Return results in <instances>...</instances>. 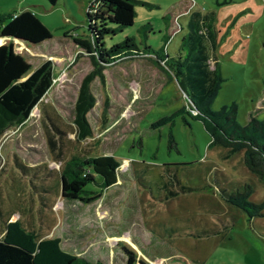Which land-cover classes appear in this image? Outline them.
Segmentation results:
<instances>
[{
	"label": "rangeland",
	"instance_id": "374dc122",
	"mask_svg": "<svg viewBox=\"0 0 264 264\" xmlns=\"http://www.w3.org/2000/svg\"><path fill=\"white\" fill-rule=\"evenodd\" d=\"M73 2L0 0L1 16L27 8L50 30L51 39L29 48L16 44V51L33 69L52 60L55 71L54 85L29 120L0 137V189L10 190L3 197L14 200L31 189L38 198L31 180H39L24 176L16 158L39 171H59L61 161L93 148L92 156L113 155L122 162L118 185L103 188L100 177L88 184L91 196H98L93 201H65L59 195L57 174L38 182L52 186L51 214L57 223L53 237H62L66 250L94 264H127L125 247L135 252L134 264H264V216L251 222L222 194L250 185L249 200L262 203L264 184L246 166L244 151L226 158L227 149L210 146L211 135L196 117L200 112L187 100L177 75L155 54L176 57L188 33L189 13L214 11L215 52L224 80L211 108L235 104L240 125L252 118L264 123V0H135L134 24L123 29L107 18L96 19L91 2L87 6L84 0ZM77 37L88 39L92 52L79 47ZM127 38H133L138 52L111 53L112 46ZM93 57L103 73L91 84L97 99L88 115L94 135L78 142L73 133L76 102ZM44 112L67 132L60 135L62 140ZM172 136L176 147L170 145ZM59 148L62 154L56 157ZM155 218L161 228L164 221L177 220L179 231L187 233L228 231L163 242L151 232ZM3 229L0 217V236Z\"/></svg>",
	"mask_w": 264,
	"mask_h": 264
},
{
	"label": "trees",
	"instance_id": "16d2710c",
	"mask_svg": "<svg viewBox=\"0 0 264 264\" xmlns=\"http://www.w3.org/2000/svg\"><path fill=\"white\" fill-rule=\"evenodd\" d=\"M56 4L57 0H49ZM135 0H92L96 7L95 18H107L117 29L134 24L136 10ZM92 6L91 9L93 8ZM216 13L194 10L189 13L188 33L183 37L182 49L176 57H169L168 53L159 54L167 65L177 75L189 100L200 112L196 116L205 124L211 135L210 146L227 149L226 158L244 151L245 163L248 169L258 176L264 184V123L252 118L247 125H240L236 119L235 104L223 106L219 110L211 108L224 78L216 57L218 32L215 26ZM0 38L6 42L0 45V137L7 129L24 124L29 120L32 111L37 107L54 85L55 71L52 60H46L38 68L33 69L27 58L16 51L15 40L28 46L38 45L51 39L50 30L39 17L30 10L3 17L0 15ZM76 44L92 52V43L88 39L74 38ZM1 42V41H0ZM168 42V41H167ZM115 55L126 54L129 51L138 52L139 49L133 38H127L110 49ZM150 52V51H145ZM132 53V52H131ZM158 64H160L157 61ZM93 68L83 78L76 102L75 131L76 141L81 142L92 138L94 131L88 119L89 113L96 105V97L91 91L92 82L103 73L93 57ZM192 115V114H191ZM59 139L67 132L55 122L53 115L44 112ZM194 116V115H192ZM195 117V116H194ZM56 118V117H55ZM49 145L55 153L56 142L54 134H50ZM170 145L176 147L173 136ZM60 148L56 153L59 157ZM93 148L82 149L67 160L61 161V170L48 169L39 171L37 166H28L16 158V165L25 176H36L40 180L59 176L60 197L65 201H82L89 203L98 196H91L87 189L91 182L99 183L103 188L118 185L122 162L113 155L92 156ZM38 181V182H39ZM33 182L31 185L38 192L41 204L53 197L52 186ZM250 189V190H249ZM184 189L183 192L189 191ZM251 186L246 185L244 191L228 193L223 191L225 199L233 206L247 214L249 220L264 216V202L254 203L249 200ZM42 193V194H40ZM175 194V193H172ZM171 194V195H172ZM167 199V197H164ZM162 198V199H164ZM41 214H39L40 216ZM41 224H43L40 219ZM228 227V226H227ZM227 228H210L201 233L195 232L196 237H206L213 234L226 233ZM126 248L129 254L127 264H134L135 252ZM0 264H94L86 258L66 251L62 240L58 237H47L29 230L22 221L6 222L5 230L0 236Z\"/></svg>",
	"mask_w": 264,
	"mask_h": 264
},
{
	"label": "crops",
	"instance_id": "0c3cea01",
	"mask_svg": "<svg viewBox=\"0 0 264 264\" xmlns=\"http://www.w3.org/2000/svg\"><path fill=\"white\" fill-rule=\"evenodd\" d=\"M70 1L72 4H74L73 0H67ZM85 1V6L89 5V3L92 0H84ZM76 7V6H75ZM24 10H28L27 8H22L19 13L21 11ZM31 11V10H30ZM33 12V11H32ZM37 15V14H36ZM0 45L4 44L6 42V39L4 38H0ZM16 44H22V45H26L23 42L19 41V40H15ZM28 48L30 46L26 45ZM27 165V164H26ZM25 176V175H24ZM120 182V179L118 181V183ZM32 184V183H31ZM8 187L12 190L13 189V184H8ZM29 188V187H28ZM9 189H0V217L2 218L3 222H4V229L5 230V224L6 222H12V221H16V220H20L23 222V224L31 231L34 232H38L42 235H45L47 237H53V231L56 227V220L53 218L54 216L51 214V211L54 207V197H51V199L46 200L45 204L43 205L41 204V202L39 201V199L37 200L34 193L32 192L31 189H28L26 191V195L25 196H20L19 194L15 196L14 200H6L3 197V192L7 193L9 192ZM17 190H15L16 192ZM24 192V190H21V193ZM36 192V191H35ZM37 196H38V192ZM42 194V193H40ZM176 195V194H174ZM171 196V195H170ZM169 197V196H168ZM167 197V199H169ZM164 198V197H162ZM166 198H164V200H167ZM163 200V199H161ZM174 213L172 216H174L176 214V212L174 210L171 211V213ZM39 214H41L39 216ZM40 219L42 220L43 224H41ZM177 220H166L163 223V227H159L160 223L159 219H154V227L151 229V232L153 235L157 234L158 239H160L161 241H165L168 238H176V236H184L185 239L192 235L193 231H190L189 233H187L186 231H179L180 226L176 224ZM158 225V227H157ZM2 228V227H1ZM199 231L198 233H201L203 230H197ZM196 231V232H197ZM1 233V235H2ZM126 235V234H125ZM58 237V236H57ZM196 237V236H194ZM62 240V237H58ZM200 238V237H198ZM176 240V239H174ZM63 246V243H62ZM64 248V246H63ZM65 249V248H64ZM66 250V249H65ZM68 251V250H66ZM70 253L76 254L74 252L68 251ZM78 255V254H76ZM80 256V255H79Z\"/></svg>",
	"mask_w": 264,
	"mask_h": 264
},
{
	"label": "built area",
	"instance_id": "2783aa9c",
	"mask_svg": "<svg viewBox=\"0 0 264 264\" xmlns=\"http://www.w3.org/2000/svg\"><path fill=\"white\" fill-rule=\"evenodd\" d=\"M54 82H55V79H54Z\"/></svg>",
	"mask_w": 264,
	"mask_h": 264
}]
</instances>
